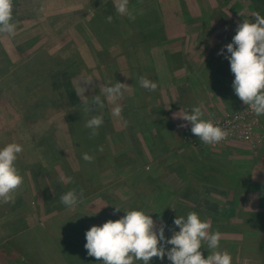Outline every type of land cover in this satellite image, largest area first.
Returning <instances> with one entry per match:
<instances>
[{
	"label": "rangeland",
	"instance_id": "obj_1",
	"mask_svg": "<svg viewBox=\"0 0 264 264\" xmlns=\"http://www.w3.org/2000/svg\"><path fill=\"white\" fill-rule=\"evenodd\" d=\"M39 1L14 0L16 34H0L1 48L10 50H5L6 70L0 72V148L12 142L23 146L16 166L24 177L15 203L0 204V244L9 237L20 240L27 255L17 259H28L26 264H102L84 247L85 234L92 226L120 219L125 211L142 210L158 224L165 222V236L171 238L169 229L179 231L174 219L196 212L211 224L210 232L221 234L218 250L228 251L233 264H264V252L257 249L264 231V115L256 116L238 98L230 62L218 55L232 41L239 23L255 21V12L249 9L247 15L243 0L235 1L234 14L227 1L159 0L161 15L171 18L169 25L129 19L130 27L116 11L115 0H62L45 6ZM142 3L131 0L134 14L142 11ZM170 3L172 12L167 10ZM109 25L112 34L105 30ZM31 35L37 47H29L25 55L16 52L17 44ZM71 39L84 68L54 90L48 83L32 87L26 65L30 68L44 53L59 50V41ZM97 41L104 48L102 60L89 48ZM136 43L157 45L160 52L161 58L152 48L156 59L144 64L145 74L135 66L138 61L134 62L133 54L145 58L133 48ZM171 53L175 58L169 63L164 54ZM141 76L157 83V90L142 88ZM89 79H93L91 85L84 83ZM116 82L128 85L117 101L123 108L120 117L113 116L115 105L104 96L103 107L96 111L93 106V112H84L83 105L74 110L84 100L83 93L76 94L80 84L91 98L100 95L105 84ZM219 89L216 98L207 96ZM41 100L49 111L43 107L36 111ZM196 106L208 112L205 119L229 132L225 141L205 145L181 129L174 114L183 115ZM93 115L110 120L95 137L85 127ZM232 120L233 126H227ZM155 123L160 125L156 128ZM154 129L158 131L151 132ZM142 131L148 150L138 146L137 134ZM147 131L152 133L148 138ZM42 134L48 136L49 144L54 143L52 154H59L52 156L38 141ZM83 153L93 156V161L83 160ZM62 160L77 184L55 190V177L62 172L53 170ZM123 162L130 166H122ZM79 184L85 190L83 203L64 206L60 196L72 189L79 193L75 188ZM115 206L121 210L115 212ZM201 251L207 258L206 244ZM0 264L19 263L0 252ZM150 264L172 262L165 256L163 261L152 258Z\"/></svg>",
	"mask_w": 264,
	"mask_h": 264
},
{
	"label": "clouds",
	"instance_id": "obj_2",
	"mask_svg": "<svg viewBox=\"0 0 264 264\" xmlns=\"http://www.w3.org/2000/svg\"><path fill=\"white\" fill-rule=\"evenodd\" d=\"M130 0H115V8L121 16L135 20L134 12L129 8ZM14 0H0V34L14 36L17 25L14 22ZM254 22L244 20L239 23L232 41L225 45L218 55H224L230 62L231 72L234 74L232 87L238 98L250 107L256 116L264 115V16L253 14ZM112 17L107 16L110 23ZM225 49L226 53L225 54ZM93 79L84 81L91 85ZM139 84L148 91H156L157 83L141 76ZM128 85L116 82L114 85L105 84L100 88V95L91 98L85 95L86 87L79 85L76 94L84 95L83 111L93 112L103 107L101 96L107 98L109 103L115 105L112 114L120 117L123 111L117 103L127 89ZM201 106H196L183 115L174 114L187 123L180 127L191 125V132L205 145H216L225 141L229 132L204 119ZM104 124L102 115H93L85 124L90 129V136L98 135V129ZM102 151V148L100 149ZM23 146L12 142L0 148V204L15 203V193L23 186L24 177L16 166L18 155L22 153ZM83 160L92 162L94 157L88 153L82 154ZM63 181V178H61ZM68 182L72 179L69 177ZM83 189L77 193L75 189L69 190L60 196V202L69 208L83 203ZM115 212L121 210L115 206ZM126 215L115 221L108 220L102 226H92L85 234L84 245L87 254L102 264H150L152 258L164 260L165 256L172 264H233V258L228 251H219L221 234L210 232L211 224L201 220L196 212H190L186 217L177 216L174 225L179 231H172L171 238L165 236V222L159 224L154 221L151 214L142 210L125 211ZM210 253L207 258L201 251L204 245ZM167 245L172 247L169 249Z\"/></svg>",
	"mask_w": 264,
	"mask_h": 264
},
{
	"label": "trees",
	"instance_id": "obj_3",
	"mask_svg": "<svg viewBox=\"0 0 264 264\" xmlns=\"http://www.w3.org/2000/svg\"><path fill=\"white\" fill-rule=\"evenodd\" d=\"M223 1H227L226 6L228 5L229 10L231 11V13L234 14V12L236 11V0H221ZM247 6V15H249L248 10H252L255 13H259L260 15H264V0H243ZM131 2V0H130ZM142 6H141V10L139 11L137 10V12L135 13V19L136 21H143L144 24H147L146 22L151 23L152 25H156V22L159 23L160 21L165 22L164 26L169 25V22L171 20L170 17H165V15H161V9H160V3L159 0H142ZM130 4H129V8H130ZM170 8H168L167 10H171L172 12V3L169 4ZM173 8H175V6H173ZM143 9L145 11H143ZM174 11V9H173ZM142 12V13H141ZM175 13H177L176 11H174ZM183 14H184V9H183ZM124 21L128 26H132V21L129 20V18L127 16L124 17ZM105 21H103L104 24ZM112 25H109L105 28V30L107 29L108 33L112 34ZM149 28V27H148ZM115 35L113 34V37ZM30 39V40H29ZM27 41H25V43H18L17 46L14 48L15 51L20 52L22 55L27 54L31 49L29 47H32L33 49L37 47L36 44V37H30ZM115 39V38H114ZM27 42V43H26ZM60 42V43H59ZM58 43L60 45L57 44V47L59 50L52 52V53H44L43 57L38 59L36 61L35 64H32L30 66V68H27L26 65V77L28 79V83L31 84L32 87H36L40 84H46L48 83L49 86H51L52 90H54L55 88H57L58 86H60L61 84H63L65 81L70 80L71 77H73L74 75L78 74L79 71L84 68V62L83 59L80 56L79 50L75 47V43L74 41L71 39L70 41H59ZM2 45V43H1ZM0 45V72L3 70H6V66L9 63V58L7 57V55L5 54V50L4 48L2 49ZM36 45V46H35ZM110 45V44H109ZM157 46V45H156ZM155 46V47H156ZM27 47L29 48V50H27ZM153 45L149 44V45H145V44H140V43H136L133 44V48H137L136 50L138 52H142L144 53L145 58L141 59V57H139L138 59L134 56L135 54H133V59L134 62L136 60V62L138 61V63H135V66H137L138 69H140V72L145 74V72L143 71V66L145 63H151V61H153V59H156V56L151 53L152 48L155 49L156 52H158V57L161 58L160 56V52L157 48H155ZM55 48V47H54ZM89 48L98 56L99 55V59H103V56L101 55L102 52L104 51V48L101 46L100 42L97 41V43H92V45L89 44ZM49 51L51 52L52 50V45H50L48 47ZM47 49V50H48ZM109 49H107V51L109 52ZM7 52L10 51L8 48L6 50ZM53 51V50H52ZM106 53V52H105ZM10 57V56H9ZM168 59L169 63L174 62V58L175 55L171 53L168 54L165 57L164 54V59ZM3 59H4V64H3ZM36 59V57H33V61ZM154 63V61H153ZM134 66V67H135ZM145 67V66H144ZM143 71V72H142ZM142 74V75H143ZM51 84V85H50ZM43 100H41L36 106L35 109L37 111L38 107H43L44 110H47L48 107H44L45 103H42ZM82 103H77L75 105V109L77 108L82 109ZM49 111V108H48ZM73 111V110H72ZM74 120V119H73ZM110 120L104 119V124L103 126H106V124L109 122ZM45 122V121H43ZM72 132V131H71ZM49 135L52 137V135L49 133ZM72 135V134H71ZM51 137H49L51 139ZM48 140V136H45L42 134L41 138L38 140L39 142H43L45 145V149L49 151V153L52 156H55L56 154H59V151H54L55 155L52 154L53 150H54V143L49 144L47 142ZM78 148V147H77ZM56 160V159H54ZM58 164V163H57ZM62 164V165H61ZM59 164L57 166L56 170L53 171H61V174H58L55 178V187L54 189H59V190H65L68 189L72 186H76L77 184V178H73V172H71V170H69L67 168V166L65 167L64 161L62 160V163ZM64 169H66V171H62ZM53 173V172H52ZM72 179V182L69 183L68 182V178ZM39 180H41V177H38ZM63 178V181H57V179ZM81 184V183H80ZM79 184L78 187H75L78 190L83 189L81 187V185ZM85 192V190L83 189V193ZM46 202L48 203V200L46 199ZM71 241V240H69ZM24 246L20 240H18L16 237H9L8 239H6L4 241V243L0 244V252L2 254H4V256H6L7 258L19 263V264H26L28 263V259L26 261H19L18 256H26V252L24 250V248L22 247ZM70 248V246L68 247ZM257 249L259 251L264 252V231L260 234L258 242H257ZM70 250H72L70 248ZM17 254V255H16Z\"/></svg>",
	"mask_w": 264,
	"mask_h": 264
},
{
	"label": "crops",
	"instance_id": "obj_4",
	"mask_svg": "<svg viewBox=\"0 0 264 264\" xmlns=\"http://www.w3.org/2000/svg\"><path fill=\"white\" fill-rule=\"evenodd\" d=\"M19 1V0H18ZM57 1H62V0H41V1H39V2H41V6L42 5H46V4H48V5H50L51 3H54V2H57ZM91 1V0H90ZM19 4H20V10L22 9V3H20V2H18ZM81 4V2L79 3V5ZM52 7H54V8H56V9H59L58 7H55L54 6V4L52 5ZM50 8H47V10H49ZM57 11V10H56ZM31 36H33V35H31ZM78 50H79V48H78ZM80 52V51H79ZM74 78H78V75L77 76H75ZM73 78V79H74ZM76 80V79H75ZM71 82L73 83L74 82V80H71ZM222 90V92H224L225 90H226V88H224V89H221ZM212 93V94H211ZM211 93H209V92H207V96L209 97V98H213V95H215V98L217 97V95L219 94V93H221V91H220V89L218 90V91H216V92H211ZM220 95V94H219ZM206 96V97H207ZM79 102V101H78ZM77 102V103H78ZM234 103H235V101H232V104L230 105V106H233L234 105ZM234 107V106H233ZM203 112H204V119L205 118H207V116H208V112L206 111V110H203ZM177 121H179L180 122V124H184V123H187L186 121H182L181 119H178L177 118ZM157 124L158 123H155L154 124V127H156L157 128ZM158 125H160V124H158ZM182 130H184V131H186V132H188V133H192L191 132V125L189 124L188 125V127H182L181 128ZM181 130V131H182ZM156 131H158V130H156V129H154V131H151V132H153V133H155ZM160 131V130H159ZM150 131H147V138H148V135H150V134H152ZM143 131L141 132V133H139L138 132V140H140V144L138 145L139 147H142L143 149H145V150H148L149 149V146H147V139L146 138H144L143 137ZM152 138H155V136H153L152 135ZM154 158V160H155V158H156V156H154L153 157ZM133 162V161H132ZM118 166V165H117ZM122 166H125V167H127V166H130L129 164H127V163H122ZM135 166H137V165H135ZM259 253H261V252H259ZM262 254V253H261ZM264 256V255H263Z\"/></svg>",
	"mask_w": 264,
	"mask_h": 264
},
{
	"label": "built area",
	"instance_id": "obj_5",
	"mask_svg": "<svg viewBox=\"0 0 264 264\" xmlns=\"http://www.w3.org/2000/svg\"><path fill=\"white\" fill-rule=\"evenodd\" d=\"M233 121H234V120H232V121H227V123H226L227 126L231 125ZM231 126H233V124H232Z\"/></svg>",
	"mask_w": 264,
	"mask_h": 264
}]
</instances>
